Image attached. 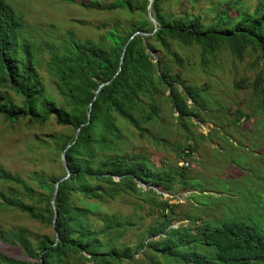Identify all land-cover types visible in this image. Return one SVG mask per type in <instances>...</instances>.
I'll use <instances>...</instances> for the list:
<instances>
[{"label":"trees","instance_id":"trees-1","mask_svg":"<svg viewBox=\"0 0 264 264\" xmlns=\"http://www.w3.org/2000/svg\"><path fill=\"white\" fill-rule=\"evenodd\" d=\"M149 2L79 4L147 16ZM164 5L151 3L155 25L115 23L97 39L67 31L62 44L49 47V87L39 50L22 34L21 16L0 0V118L27 125L53 119L70 129L50 135L45 146L58 157L64 152L66 167L62 163L58 174L38 172L26 180L0 167V210L17 211L51 231L0 229V243L19 254L0 249V264H264V207L261 220L256 206L241 217L229 205L222 212L218 205L227 196L205 194L187 168L163 163L171 142L155 134L172 119L189 132L188 124H195L187 119L209 107L200 95L209 86L186 81L172 42L198 46L204 68L222 52L239 63L248 58L234 87L250 91L249 113L237 108L233 124L264 115V0L252 9L246 0L176 12ZM189 136L174 148L178 159L195 149ZM159 190H187L188 200L202 206L196 215L184 213ZM117 202L130 212L114 208Z\"/></svg>","mask_w":264,"mask_h":264},{"label":"rangeland","instance_id":"rangeland-1","mask_svg":"<svg viewBox=\"0 0 264 264\" xmlns=\"http://www.w3.org/2000/svg\"><path fill=\"white\" fill-rule=\"evenodd\" d=\"M4 1L21 16L24 24L23 36L34 42L35 49L39 50L38 59L41 63L39 69L49 87L51 77L45 65L49 56V47L62 44L67 37V31L72 32L79 39H97L115 23L126 27L137 23L138 26L146 27L145 24L151 21L148 15L138 11L130 14L124 9L105 11L86 8L79 4V1L83 3L96 1L99 5L107 6L114 0ZM232 1L234 0H165L164 6L168 11L176 12L180 9L190 11L193 7L206 9L208 5H216L220 8ZM246 2L252 9L257 0H246ZM171 45L183 59V77L186 81L194 87H202L204 84L209 86L207 91L200 93L201 97L208 100L209 107L199 113L197 118L187 119V122L195 124V126L188 124L189 132L179 127L177 122H172L173 119L161 126V132L155 131L158 137H168L171 142V145L164 150L167 157H163V163L167 162L170 165L175 163L181 166L183 157L178 159L174 148L178 143H185L186 134H190L187 143L195 149L191 153L188 152L189 164L184 167L194 178L196 188L203 189L205 194L217 196L225 194L227 197L224 196L221 202L224 206L218 205L222 212L227 209L225 205H229L230 209L241 217L242 214H251L253 207L256 206L258 219L261 220L262 207H264V115L253 114L233 124L237 108L245 109L249 113L245 100H249L250 91L234 87L236 73L242 71L248 58L239 63L233 61L227 52H222L217 54L214 63L204 68L200 64L198 46H185L176 42H172ZM158 54L161 55L162 52ZM174 65L176 66V63H173ZM25 122L26 120H20L16 124H10L0 118V167L26 180L38 172L58 174L62 165L61 157L48 151L45 146L51 144L50 135L68 133L70 129L57 125L53 119L41 125H27ZM260 123L263 125L262 128ZM151 155L152 161L158 164L159 159L154 151ZM159 191L164 194V198H169L171 203H181L184 213L192 211L191 214L196 215L202 206L199 202L188 200L187 190ZM113 207H121L120 210L127 213L131 210V206L123 202L120 205L118 202L114 203ZM256 213L250 216H255ZM242 218L247 219L249 215ZM173 223L175 226L179 222ZM21 228L33 234L38 232L51 234L50 229L42 228L24 214L14 210H0V229L15 232ZM0 249L19 257L16 247L0 243Z\"/></svg>","mask_w":264,"mask_h":264},{"label":"water","instance_id":"water-1","mask_svg":"<svg viewBox=\"0 0 264 264\" xmlns=\"http://www.w3.org/2000/svg\"><path fill=\"white\" fill-rule=\"evenodd\" d=\"M153 2V0H150L149 2V5L147 7V14L150 18V20L153 22V24L155 25V21L151 15V12H150V8H151V3ZM61 161L63 163V166L66 167V160H65V156H64V152L61 154ZM51 203H53V199L51 200ZM172 225L174 226V223H172Z\"/></svg>","mask_w":264,"mask_h":264},{"label":"built area","instance_id":"built-area-1","mask_svg":"<svg viewBox=\"0 0 264 264\" xmlns=\"http://www.w3.org/2000/svg\"><path fill=\"white\" fill-rule=\"evenodd\" d=\"M188 164H189V161H188V159L187 158H185V159H183L182 161H181V163H180V165L182 166H188Z\"/></svg>","mask_w":264,"mask_h":264}]
</instances>
